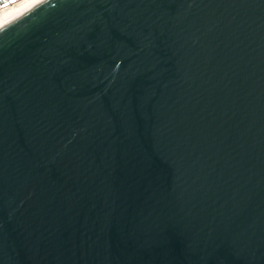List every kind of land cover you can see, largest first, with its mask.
<instances>
[{
  "label": "water",
  "instance_id": "1",
  "mask_svg": "<svg viewBox=\"0 0 264 264\" xmlns=\"http://www.w3.org/2000/svg\"><path fill=\"white\" fill-rule=\"evenodd\" d=\"M0 264H264V0L5 19Z\"/></svg>",
  "mask_w": 264,
  "mask_h": 264
},
{
  "label": "bare ground",
  "instance_id": "2",
  "mask_svg": "<svg viewBox=\"0 0 264 264\" xmlns=\"http://www.w3.org/2000/svg\"><path fill=\"white\" fill-rule=\"evenodd\" d=\"M36 1L37 0L24 1L23 3H21L20 5H18L14 9L3 13L2 15H0V25L5 21V19H7L8 17H10L12 15H15V14L25 10L28 6H30L31 4L35 3Z\"/></svg>",
  "mask_w": 264,
  "mask_h": 264
},
{
  "label": "built area",
  "instance_id": "3",
  "mask_svg": "<svg viewBox=\"0 0 264 264\" xmlns=\"http://www.w3.org/2000/svg\"><path fill=\"white\" fill-rule=\"evenodd\" d=\"M27 0H0V15L8 12Z\"/></svg>",
  "mask_w": 264,
  "mask_h": 264
}]
</instances>
